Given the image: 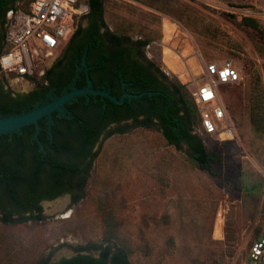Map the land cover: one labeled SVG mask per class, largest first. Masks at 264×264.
Wrapping results in <instances>:
<instances>
[{"label": "rangeland", "instance_id": "obj_1", "mask_svg": "<svg viewBox=\"0 0 264 264\" xmlns=\"http://www.w3.org/2000/svg\"><path fill=\"white\" fill-rule=\"evenodd\" d=\"M27 4L21 0L13 8ZM103 4L108 29L146 42L148 56L185 86L186 100L192 86L167 62L184 59L194 64L195 74L202 62H235L242 81L220 87L234 138L202 137L197 117L194 133L221 155L210 173L190 157L187 145L170 144L157 127L132 121L112 126L96 147L82 199L74 203L63 195L46 202L42 219H0V264H50L91 243L122 248L131 264H245L264 227V135L255 123L257 113L264 117V0ZM79 5L85 11L88 0ZM85 15L76 18L66 46L79 25L87 26ZM247 17L254 21L246 24ZM196 54L199 58L189 59ZM46 61L51 63L45 71L56 62ZM41 77L9 78L8 83L22 92L37 87ZM67 198L63 210L50 212L52 202ZM219 220L222 238L215 236Z\"/></svg>", "mask_w": 264, "mask_h": 264}, {"label": "trees", "instance_id": "obj_2", "mask_svg": "<svg viewBox=\"0 0 264 264\" xmlns=\"http://www.w3.org/2000/svg\"><path fill=\"white\" fill-rule=\"evenodd\" d=\"M19 1L21 0H0V12L2 11L0 20L3 28H5V18L8 10L13 8ZM25 1L29 3L31 0ZM88 3L89 12L85 15L88 18V25L86 27L79 25L75 29L62 55L38 79L37 87L39 90L31 94L34 96L32 102L19 105L18 109L5 111L1 117H9L32 111L35 109L34 103L43 96H47L52 89L55 96L60 97L76 88H85L88 85V75L93 81V89L105 90L102 87L104 82L101 76L104 56L102 53L96 54V56L92 54V50L101 42L100 37L103 35L100 32L101 26L107 27L104 20V4L103 0H88ZM245 21L246 24H251L254 19L247 17ZM107 31L106 34L110 36L127 37L119 35L110 29ZM139 42L143 45L147 44L141 40ZM73 49L75 51L70 61V67L73 71H56L58 67L63 65L70 51ZM84 61L87 64L86 67L83 65ZM156 66L160 75L174 89L173 92L177 95V98L171 100L169 96L163 93L164 90H167L165 88H161L160 90L159 86H156L155 90H148V87L139 88V82L144 78V75L140 71H125L124 69L123 71H112L106 83L107 90H110L114 97L120 99L122 95L116 89L118 82L124 85L125 92L127 93L142 94L148 91H155V93H145L138 98H125L121 104L100 95H79L74 99V104L67 103V113L72 115V119L59 118L56 112L53 113V118L55 119V123L52 124L53 139L50 138V128L46 120L41 119L39 121L38 138L44 145V150H41V145L34 138L37 132L36 125L31 124L24 127L25 132L30 134L28 140H32L33 143L27 144V140L24 137H19L17 138L18 141L15 148L17 149L18 161L22 163L25 162L28 150L34 152L33 172L30 176L23 177L27 180L26 189L30 199L35 196L39 189L33 180H40L41 177L45 183V187L43 186L42 188L53 191L48 198L53 199L68 192L73 193L74 203L83 198L92 162L96 157V152H93L92 148L96 143L100 128L106 126V119L110 115V112H113L115 115L114 121L117 122L133 117L136 120L134 125L157 127L162 131L170 144L177 147H180L182 144L187 145L189 155L196 164L201 169L213 173L214 166L221 162V155L218 151L208 149L203 138L198 133H194V123L198 116L200 118V113L193 97L186 100L183 93L185 86L176 78L169 77L160 69L158 64ZM2 80L7 81L4 74H0V81ZM143 99H146V102L141 103ZM105 100L109 102L108 110L104 108ZM79 103L83 104L84 109H81V111L74 109V106ZM136 104H140L141 112L139 114L146 115L145 119L140 120L137 118ZM254 109L255 111L259 110L256 105H254ZM59 120L64 121L65 124H61ZM255 123L259 124V131L264 135V117L257 113ZM95 128H98L97 132ZM123 130L125 129L121 131L124 132ZM3 136L6 135H2L1 137ZM55 151L57 152L56 154ZM88 157H90L89 161H87ZM46 165L50 166V170L46 169ZM15 175V173L11 174L9 172V174L0 178L4 181L5 192L11 197L16 196V188L11 185L12 179L16 177ZM41 211L42 208L39 207V215L33 216V218H44ZM27 218L30 217L18 220L21 221ZM11 221L14 222L16 220L3 218V222L5 223ZM85 248L101 250L100 257L95 258L89 255L78 254L73 258H64L53 264H131L127 253L122 248L114 249L110 245L95 243L77 247L78 250Z\"/></svg>", "mask_w": 264, "mask_h": 264}, {"label": "built area", "instance_id": "obj_3", "mask_svg": "<svg viewBox=\"0 0 264 264\" xmlns=\"http://www.w3.org/2000/svg\"><path fill=\"white\" fill-rule=\"evenodd\" d=\"M88 11L89 6L84 11L79 0H31L25 8L9 9L0 74L8 79L26 81L37 74L43 76L51 63L46 60L54 62L62 55L66 47L65 38L76 18H81ZM189 57L199 58L197 54ZM181 61L186 83L192 86L191 94L200 113V135L221 142L232 140L235 128L220 87L240 83L243 79L240 69L233 60L202 62L196 65L198 73L195 74L194 64L190 65L184 59ZM245 264H264V227L260 237L251 244Z\"/></svg>", "mask_w": 264, "mask_h": 264}, {"label": "flooded vegetation", "instance_id": "obj_4", "mask_svg": "<svg viewBox=\"0 0 264 264\" xmlns=\"http://www.w3.org/2000/svg\"><path fill=\"white\" fill-rule=\"evenodd\" d=\"M1 15H2V11L0 12V16ZM5 22H6V18H5ZM107 30H108L107 27L101 26L100 32L103 34L100 37L101 42L100 44H97L96 47L92 50V54L94 56L100 53H102V55L104 56V61L101 68V76H102V81L104 82L102 87L105 88L107 92H109L112 95L111 91L107 90V83H106L109 80V76L111 72L123 71L124 69L125 71H140L144 75V78L141 79V82H139L140 84L139 88L148 87L147 88L148 90H155V88H157L156 86H159L160 90L161 88H165L167 90V91L164 90L163 93L169 96L171 100L177 98V95L173 92L174 89L171 86H169V83L166 81V79L163 76H161L160 73L158 72L159 70L157 69L156 66L157 64L155 63V61L151 57H149L147 52L145 51L146 46L139 42L141 39H132L131 37H122V36H110L106 34L108 32ZM5 34H6V29L3 28L0 20V55L3 53L5 49V37H4ZM74 51H75L74 49L70 51L69 56L64 61L63 65L58 67L56 71H66V70L73 71V69H71L70 67L71 66L70 61ZM160 69L164 71L161 67ZM116 89L118 93L121 92L120 93L122 94L121 97L123 96V94L127 93L125 92L124 85H121L120 82L117 83ZM38 90H39L38 87H35L27 91L15 92L13 88L9 85L8 78L7 81L5 80L0 81V117L1 115L4 114L5 111L18 109L19 105H25L28 104L29 102H32L34 96L31 94L33 92H37ZM153 92L155 93V91ZM54 98H57V96H55L52 89L47 94V96H43L38 101H36L34 103V106L36 108L37 105L47 104V102L49 101L51 102ZM143 102H146V99L141 100V103ZM71 103L74 104V100ZM108 103H109L108 100H105L104 108L106 110H108V105H109ZM74 107H75L74 109L77 111H81V109L82 110L84 109L83 104L80 103L76 104ZM135 108L137 110L136 111L137 118L140 120L145 119L146 115L139 114L141 112L140 104H136ZM55 112L59 118L72 119V115L67 113L68 112L67 104L65 111L60 112L58 110H55L52 112V115L50 117L45 116L41 118V119H45L47 124L49 125L50 138L52 139H53L52 124L55 123V119L53 118L54 117L53 113ZM114 120H115V115L113 114V112H110V115L106 119L107 121L106 126L100 128L99 135L96 138V143L92 148L93 152H96L97 145L112 126L114 125L119 126L120 124H123L124 122H128V121H132L133 123L136 121L135 118L133 117L129 119H122L118 122ZM60 123L65 124L64 121H60ZM95 130L97 132L98 128H95ZM38 132L39 130L37 128V132L34 135V138L37 139L38 143L41 145L40 146L41 150H44L45 149L44 145L38 138ZM4 135L6 136L3 137H1L2 135L0 136V178L6 176L7 174H9V172L11 174L12 173L16 174L15 175L16 177L12 179L11 182V185L14 188H16V196L11 197L5 192L4 181L0 179L1 221H3V218H11L18 220L26 217H33L39 215V207L42 208L41 213L43 214L44 204L46 202L53 201L63 195H69V198L73 201V193H69V192L53 199L48 198L53 193V191H48L47 189L45 190L42 188L43 186L45 187V183L44 181H42V177L40 178V180L39 179L33 180L39 189L36 192L35 196L32 199H30L26 189L27 180L24 179L23 177L30 176L33 172L34 152L32 150H28L26 152L25 162L22 163L18 161L17 153H16L17 149L15 148V146L18 141L17 138L19 137H24L27 140V144H31L33 143V141L28 140L30 134L25 132L24 127L20 131H15L13 133H8ZM56 153L57 152L55 151V154ZM89 160L90 157L87 158V161ZM46 169L50 170V166L46 165ZM46 188H48V186H46ZM94 250L98 251V255L93 254ZM78 254L89 255L98 258L101 255V250L89 249V248L78 250L76 248V252H74L70 258H73ZM53 263L56 262H51L50 264Z\"/></svg>", "mask_w": 264, "mask_h": 264}, {"label": "water", "instance_id": "obj_5", "mask_svg": "<svg viewBox=\"0 0 264 264\" xmlns=\"http://www.w3.org/2000/svg\"><path fill=\"white\" fill-rule=\"evenodd\" d=\"M83 65L86 67L87 64L84 61ZM145 93H154L153 91L144 92L142 94H132L125 93L123 96L118 99L111 95L105 90H96L93 89V81L88 75V85L85 88L79 89L76 88L63 96L54 98L51 102L44 105H37L32 111L22 113L19 115L9 116V117H0V136L8 133H13L15 131H20L23 127L34 124L37 126L38 130L40 128L39 120L45 116H51L52 112L58 110L60 112L65 111L66 104L73 102V100L79 95H100L106 98H109L115 103L121 104L124 102L126 97L137 98L142 96ZM60 260V257H57L52 262H57Z\"/></svg>", "mask_w": 264, "mask_h": 264}, {"label": "bare ground", "instance_id": "obj_6", "mask_svg": "<svg viewBox=\"0 0 264 264\" xmlns=\"http://www.w3.org/2000/svg\"><path fill=\"white\" fill-rule=\"evenodd\" d=\"M167 29L169 31H172V29L169 26H168ZM169 57L173 60V58L175 56L173 55V53L170 52L169 53ZM167 64H168V66L172 70H174L176 73H178V75H180L181 78L186 79V73H184L185 71H183V69H182L184 64H181V63L178 64V66L180 67V70L179 69L178 70L176 69V65L172 61L167 62ZM222 137L225 138L226 137V134L223 133L222 134ZM67 203H68V198L67 199H60V200H57V201L52 202L51 203L52 209L50 210V212L54 213V212H59V211L63 210L66 207ZM223 234H224L223 221L222 220H219L217 222L216 226H215V236L217 238H222L223 237Z\"/></svg>", "mask_w": 264, "mask_h": 264}]
</instances>
